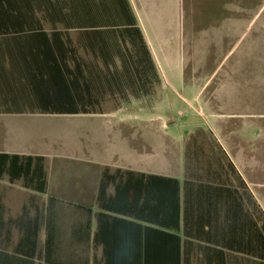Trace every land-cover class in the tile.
Masks as SVG:
<instances>
[{
    "label": "trees",
    "instance_id": "16d2710c",
    "mask_svg": "<svg viewBox=\"0 0 264 264\" xmlns=\"http://www.w3.org/2000/svg\"><path fill=\"white\" fill-rule=\"evenodd\" d=\"M161 82L129 0H0V113H101L105 101L118 107L130 97L152 94ZM184 170L180 182L129 170L110 174L106 167L98 200L110 184L118 195L111 200H128L125 189L138 186L143 203L148 200L147 189L154 188L155 196L150 197L164 224L167 215L179 217L180 192L185 211L188 189L197 186L195 195L208 204L201 213L213 217L214 230H220L221 238L212 242L264 264V213L226 153L202 128L186 141ZM2 179L36 194L46 193L45 157L0 152ZM29 206L24 205L17 217L5 218L0 202V264H88L83 256L54 255L48 238L41 244V212L31 215ZM150 230L158 233L157 248L163 253L129 254L131 241H112L92 264L189 262L180 254L182 241L177 235ZM151 242L144 240L145 251ZM204 256L205 264H212L213 258L216 263L227 262L223 250ZM237 259L242 264V258Z\"/></svg>",
    "mask_w": 264,
    "mask_h": 264
},
{
    "label": "crops",
    "instance_id": "0c3cea01",
    "mask_svg": "<svg viewBox=\"0 0 264 264\" xmlns=\"http://www.w3.org/2000/svg\"><path fill=\"white\" fill-rule=\"evenodd\" d=\"M129 1L161 81L165 83L167 80L160 63L161 48L156 39L158 31L154 30V22L149 18L145 21L133 2ZM181 80L183 83V75ZM182 86L186 88L184 84ZM186 94L197 102V109L193 110L195 117L192 119L183 122L185 114L179 112L174 121L165 113L154 112L153 117L146 119L118 117L96 123L86 122L78 132L76 130L73 146L70 147L71 153H64L68 149L61 145L64 142L60 138L53 139L45 135L20 137L19 127L12 126L16 123L13 121L21 122L27 117L43 116L32 113H0V142L3 145L0 152L42 155L45 157L47 172L46 193L36 194L19 187L29 201L22 203L15 213L9 211L0 189L4 217L15 218L21 213L24 205H30L31 215L36 210L41 212L40 243L43 244L48 238L54 255L83 256L88 264H92L93 257L103 256L104 250L109 249L112 241H131L126 248L129 254L163 253L157 248L158 233L151 231V228L179 237L182 241L180 254L182 257H189L186 264H205L204 254L219 250H223L224 256H227L226 264H238L237 258H242V264H257L254 257L240 256L241 254L222 249L212 242L215 238H221L220 230H214L213 217L201 213V209L207 208L208 204L199 195H195V191H199L197 186L188 189L185 211L183 193L180 192V215H167L163 219L164 224L159 222L161 220L157 216L156 201L150 197L155 196L154 188L147 189L148 200L143 203L138 186L125 189L129 193L128 200H111V197L117 198L118 195L110 184L106 194L98 200V186L106 167L110 174L117 169L129 170L175 177L182 182L185 178L186 141L197 128H202L226 153L264 213V155L255 151V144L258 141L260 145L263 143L264 114H252L254 108L259 109L254 112L263 111V95H257L256 98L246 94V98L242 100L233 96L226 103L228 109H223L222 105V110L215 112L209 108L203 91H165L164 97L156 102L155 107L163 104L166 99L171 103L175 98L190 104ZM259 96L261 99H258ZM82 115L89 114L75 116ZM176 122L183 124L178 125ZM13 131L18 135L16 138ZM92 151L95 152L94 156ZM63 160H68L69 164L63 163ZM4 184L9 183L6 179L0 180V188ZM166 205L165 203L164 206ZM219 221L220 219L217 223ZM12 235L15 240L18 231L12 230ZM145 239L152 241L146 251L143 247ZM214 262L213 258L212 264L216 263ZM216 264L221 263L217 261Z\"/></svg>",
    "mask_w": 264,
    "mask_h": 264
},
{
    "label": "rangeland",
    "instance_id": "374dc122",
    "mask_svg": "<svg viewBox=\"0 0 264 264\" xmlns=\"http://www.w3.org/2000/svg\"><path fill=\"white\" fill-rule=\"evenodd\" d=\"M131 2L145 21L150 19L154 22V30L158 31L156 39L161 48L160 63L167 81H162L152 94L139 99L130 97L118 107L112 100H107L102 104L101 113L82 116L32 113L43 117L13 121L16 123L12 126L20 129V137H57L64 142L61 145L68 149L64 153H71L76 130L78 132L86 122L96 123L118 117L146 119L153 117L154 112L165 113L174 121L179 112L185 114L183 122L195 117L193 110L197 109V102L187 94L190 104L178 98L171 103L164 99L165 102L156 108V102L164 97L165 91H203L209 108L215 112H220L222 105L223 109H228L226 103L233 96L242 100L246 94L256 98L261 94L264 100V0ZM255 110L259 109L254 108L253 115L264 114V108L258 113ZM205 111L208 112L207 109ZM183 122L176 123L181 125ZM262 131L263 143L260 145L258 141L255 151L264 155V118ZM13 134L16 138L17 134L14 131ZM0 148H3L2 142ZM92 154L94 156L95 152ZM63 161L69 164L68 160ZM19 187V183H15L4 184L0 188L3 200L12 213L29 201Z\"/></svg>",
    "mask_w": 264,
    "mask_h": 264
}]
</instances>
